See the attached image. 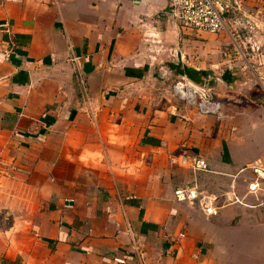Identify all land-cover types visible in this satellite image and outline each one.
<instances>
[{
  "label": "crops",
  "instance_id": "0c3cea01",
  "mask_svg": "<svg viewBox=\"0 0 264 264\" xmlns=\"http://www.w3.org/2000/svg\"><path fill=\"white\" fill-rule=\"evenodd\" d=\"M168 4H0V264H264V207L173 198L193 179L245 194L238 169L264 160V0H225L218 33ZM182 152L213 172L170 162Z\"/></svg>",
  "mask_w": 264,
  "mask_h": 264
},
{
  "label": "built area",
  "instance_id": "2783aa9c",
  "mask_svg": "<svg viewBox=\"0 0 264 264\" xmlns=\"http://www.w3.org/2000/svg\"><path fill=\"white\" fill-rule=\"evenodd\" d=\"M4 0H0V4ZM225 0H169L167 14L176 20L183 29L194 31H206L218 33L226 28L224 19ZM5 31H9V24H0ZM173 91L181 99L194 103L198 110L204 113L215 112L219 109V103L214 101L195 86L176 81ZM171 163L189 167L194 173L213 172L207 160L193 153L182 152L178 156H170ZM249 169L251 177L246 181L245 194H239L235 188L234 177L229 189L224 190L219 196L200 188L196 179L186 185L173 189V198L178 202H190L207 217L218 214L222 204H240L247 207H264V160H257L245 167H240L237 173Z\"/></svg>",
  "mask_w": 264,
  "mask_h": 264
},
{
  "label": "rangeland",
  "instance_id": "374dc122",
  "mask_svg": "<svg viewBox=\"0 0 264 264\" xmlns=\"http://www.w3.org/2000/svg\"><path fill=\"white\" fill-rule=\"evenodd\" d=\"M225 19V18H224ZM223 31V30H222Z\"/></svg>",
  "mask_w": 264,
  "mask_h": 264
}]
</instances>
